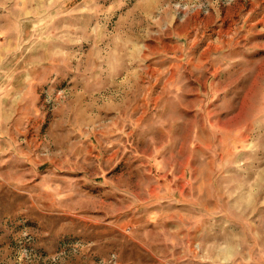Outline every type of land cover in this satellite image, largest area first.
Returning a JSON list of instances; mask_svg holds the SVG:
<instances>
[{
    "label": "rangeland",
    "instance_id": "1",
    "mask_svg": "<svg viewBox=\"0 0 264 264\" xmlns=\"http://www.w3.org/2000/svg\"><path fill=\"white\" fill-rule=\"evenodd\" d=\"M111 255L264 264V0H0V264Z\"/></svg>",
    "mask_w": 264,
    "mask_h": 264
},
{
    "label": "flooded vegetation",
    "instance_id": "2",
    "mask_svg": "<svg viewBox=\"0 0 264 264\" xmlns=\"http://www.w3.org/2000/svg\"><path fill=\"white\" fill-rule=\"evenodd\" d=\"M19 248H21V245H19ZM27 248H28V247H27ZM28 250L33 251V252H36V250H35L33 247H29ZM109 261H111V263H113V264H116V261H115L114 255H111Z\"/></svg>",
    "mask_w": 264,
    "mask_h": 264
}]
</instances>
